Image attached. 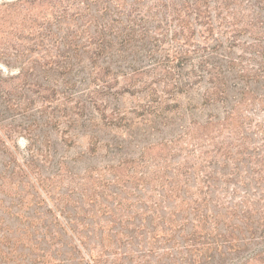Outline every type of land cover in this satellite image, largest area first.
<instances>
[{"label": "rangeland", "instance_id": "obj_1", "mask_svg": "<svg viewBox=\"0 0 264 264\" xmlns=\"http://www.w3.org/2000/svg\"><path fill=\"white\" fill-rule=\"evenodd\" d=\"M263 77L264 0H0V264H264Z\"/></svg>", "mask_w": 264, "mask_h": 264}, {"label": "trees", "instance_id": "obj_2", "mask_svg": "<svg viewBox=\"0 0 264 264\" xmlns=\"http://www.w3.org/2000/svg\"><path fill=\"white\" fill-rule=\"evenodd\" d=\"M263 78H264V77H263ZM223 84H224V83L222 82L221 85H223ZM224 85H225V84H224ZM222 93H223V91H222Z\"/></svg>", "mask_w": 264, "mask_h": 264}]
</instances>
